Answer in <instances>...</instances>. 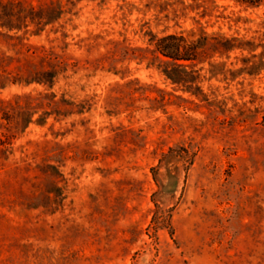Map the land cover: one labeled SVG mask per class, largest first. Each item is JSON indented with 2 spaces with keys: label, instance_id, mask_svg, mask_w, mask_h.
Returning <instances> with one entry per match:
<instances>
[{
  "label": "rangeland",
  "instance_id": "374dc122",
  "mask_svg": "<svg viewBox=\"0 0 264 264\" xmlns=\"http://www.w3.org/2000/svg\"><path fill=\"white\" fill-rule=\"evenodd\" d=\"M22 1L58 11L0 55L60 62L0 78V264H264V0ZM189 30L172 82L150 38Z\"/></svg>",
  "mask_w": 264,
  "mask_h": 264
},
{
  "label": "trees",
  "instance_id": "16d2710c",
  "mask_svg": "<svg viewBox=\"0 0 264 264\" xmlns=\"http://www.w3.org/2000/svg\"><path fill=\"white\" fill-rule=\"evenodd\" d=\"M57 8L58 6L53 2L34 6L24 4L22 0H0V28L6 32L11 30L16 32L21 29L23 33L32 32L31 26L38 29L40 25L50 22L52 17L54 18L52 15L56 13V10L58 11ZM61 12L59 8V15ZM9 37L11 38V35ZM150 39L154 45L155 57L171 65L163 69L165 75L172 82L186 83L185 81L188 80H185L183 75L192 74L196 70L193 67L202 52L205 36L189 30L186 34L183 32H168L159 36L153 34ZM12 45L15 48V55H0V78L11 77L12 82L23 80L27 83L38 81L53 84L58 72L56 66L59 65L60 60L45 50L37 52L29 45L24 47L23 44H19V41L13 42ZM13 60L18 63L15 74L6 67ZM38 61H47L50 67H45L43 64L41 67H36ZM5 134L2 132V135Z\"/></svg>",
  "mask_w": 264,
  "mask_h": 264
}]
</instances>
